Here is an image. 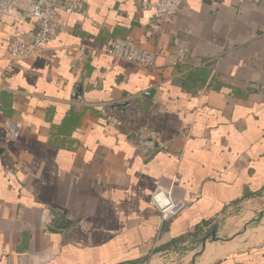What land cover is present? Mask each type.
I'll return each instance as SVG.
<instances>
[{
    "label": "crops",
    "instance_id": "0c3cea01",
    "mask_svg": "<svg viewBox=\"0 0 264 264\" xmlns=\"http://www.w3.org/2000/svg\"><path fill=\"white\" fill-rule=\"evenodd\" d=\"M77 1L31 59L6 50L36 21L0 27V264H156L193 239L186 264H264V213L226 217L264 192V0H184L165 19L141 0ZM114 37L185 60L118 59ZM159 185L188 203L169 221Z\"/></svg>",
    "mask_w": 264,
    "mask_h": 264
},
{
    "label": "built area",
    "instance_id": "2783aa9c",
    "mask_svg": "<svg viewBox=\"0 0 264 264\" xmlns=\"http://www.w3.org/2000/svg\"><path fill=\"white\" fill-rule=\"evenodd\" d=\"M144 9H153L160 18H173L180 10L184 0H141ZM60 10L66 14L81 10L77 0H0V27L5 16H10L16 24H23L29 19L37 23V29L13 36L7 46L6 57L10 62L27 60L44 53L51 42L65 31V23ZM107 54L128 62L137 63L146 68H153L162 55L169 65L185 60V51L178 49L164 52L163 49L151 50L140 46L132 38L114 37L107 41ZM10 136H17L21 125L14 121L6 123ZM150 203L163 220L178 217L187 207L184 199H176L173 190L159 185L153 192Z\"/></svg>",
    "mask_w": 264,
    "mask_h": 264
},
{
    "label": "rangeland",
    "instance_id": "374dc122",
    "mask_svg": "<svg viewBox=\"0 0 264 264\" xmlns=\"http://www.w3.org/2000/svg\"><path fill=\"white\" fill-rule=\"evenodd\" d=\"M247 212H250L251 214L253 212L256 214V216L259 215L260 213H264V192L243 201L240 205L233 208V210H230L226 214L227 215L226 217L228 218L230 217L232 219L237 217L247 219L248 217L247 215H245ZM209 233L210 231L202 235L201 238H199V240L207 241V236ZM196 240L197 239L190 240L185 244L174 246L166 252L154 255L156 259L157 258L160 259V261L157 262L156 264H186L187 262L183 259V255L185 251H187L190 247L193 246V243ZM155 257L152 259H155Z\"/></svg>",
    "mask_w": 264,
    "mask_h": 264
},
{
    "label": "water",
    "instance_id": "95a60500",
    "mask_svg": "<svg viewBox=\"0 0 264 264\" xmlns=\"http://www.w3.org/2000/svg\"><path fill=\"white\" fill-rule=\"evenodd\" d=\"M81 92H82V87L79 85L76 88V95H81ZM126 105H127V103H122V104H119L117 107H118V109H123ZM0 152H1V150H0ZM261 214H263V213H261ZM53 215L55 217H57V219L60 222V225L58 226L59 228L69 227V224H67V222H66V216L61 211H59L57 209H53Z\"/></svg>",
    "mask_w": 264,
    "mask_h": 264
},
{
    "label": "bare ground",
    "instance_id": "6f19581e",
    "mask_svg": "<svg viewBox=\"0 0 264 264\" xmlns=\"http://www.w3.org/2000/svg\"><path fill=\"white\" fill-rule=\"evenodd\" d=\"M215 236V235H214ZM214 236H213V238H214ZM213 240V239H212Z\"/></svg>",
    "mask_w": 264,
    "mask_h": 264
}]
</instances>
